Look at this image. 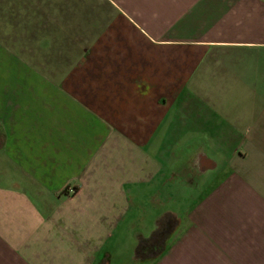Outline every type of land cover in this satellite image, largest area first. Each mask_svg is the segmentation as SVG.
<instances>
[{"label": "crops", "instance_id": "1", "mask_svg": "<svg viewBox=\"0 0 264 264\" xmlns=\"http://www.w3.org/2000/svg\"><path fill=\"white\" fill-rule=\"evenodd\" d=\"M0 264H264V0H0Z\"/></svg>", "mask_w": 264, "mask_h": 264}, {"label": "trees", "instance_id": "2", "mask_svg": "<svg viewBox=\"0 0 264 264\" xmlns=\"http://www.w3.org/2000/svg\"><path fill=\"white\" fill-rule=\"evenodd\" d=\"M170 230V224H166V226H162L159 227V229H157L154 237L150 240L147 241H141L138 245L136 254L137 256L140 255V253L146 249H149L150 247L156 245L159 241V239H161V237L167 233Z\"/></svg>", "mask_w": 264, "mask_h": 264}]
</instances>
